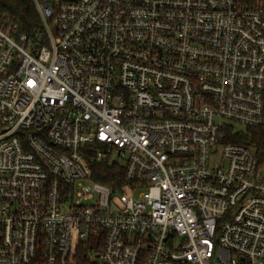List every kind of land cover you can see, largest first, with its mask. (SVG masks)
I'll return each mask as SVG.
<instances>
[{
	"label": "built area",
	"instance_id": "obj_1",
	"mask_svg": "<svg viewBox=\"0 0 264 264\" xmlns=\"http://www.w3.org/2000/svg\"><path fill=\"white\" fill-rule=\"evenodd\" d=\"M34 1L0 26V264H264V156L225 132L264 128V0Z\"/></svg>",
	"mask_w": 264,
	"mask_h": 264
},
{
	"label": "trees",
	"instance_id": "obj_2",
	"mask_svg": "<svg viewBox=\"0 0 264 264\" xmlns=\"http://www.w3.org/2000/svg\"><path fill=\"white\" fill-rule=\"evenodd\" d=\"M0 22L5 28L15 25L19 32L33 35L42 27V22L34 0H0ZM226 139L241 142L256 149L259 158L264 156V128L254 126L237 127L234 124L225 128ZM92 178L113 190L119 189L124 180V168L117 161L100 162L87 155Z\"/></svg>",
	"mask_w": 264,
	"mask_h": 264
},
{
	"label": "rangeland",
	"instance_id": "obj_3",
	"mask_svg": "<svg viewBox=\"0 0 264 264\" xmlns=\"http://www.w3.org/2000/svg\"><path fill=\"white\" fill-rule=\"evenodd\" d=\"M0 26L7 32L9 29H7V28H5V26H3L2 25V22H0ZM56 30H57V26L55 25V23H54V25H53V32L54 33H56ZM9 32V31H8ZM0 46H1V41H0ZM237 127H241L240 125H236Z\"/></svg>",
	"mask_w": 264,
	"mask_h": 264
}]
</instances>
